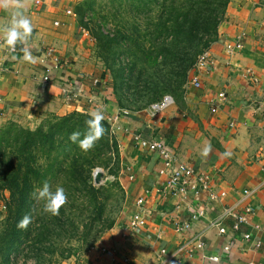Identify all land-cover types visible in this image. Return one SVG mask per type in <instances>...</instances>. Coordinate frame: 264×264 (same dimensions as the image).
<instances>
[{"label":"crops","instance_id":"1","mask_svg":"<svg viewBox=\"0 0 264 264\" xmlns=\"http://www.w3.org/2000/svg\"><path fill=\"white\" fill-rule=\"evenodd\" d=\"M83 1L32 0L26 15L33 33L15 52L0 34V128L16 123L34 129L51 115H90L98 108L108 122L118 116L112 132L119 146L124 212L95 248L61 264H264V0H230L206 66L190 73L180 100L169 95L174 104L157 117L148 108L122 113L95 40L78 22L75 9ZM10 19L9 11L0 10V25ZM238 43L241 49L227 52ZM24 47L36 63L23 60ZM195 79L200 87L193 85ZM137 136L163 141L180 163L206 173L210 191L190 194L185 202L171 195L159 173L161 160L142 149ZM209 144L212 151L204 157ZM226 151L230 157H224ZM2 205L0 200V216ZM247 207L254 211L249 223L234 232L226 210L242 213ZM197 212L204 217L194 220ZM136 213L144 227L132 230ZM186 223L191 230L177 233L176 224ZM215 223L225 225L227 233L221 235ZM198 239L204 248L190 255L187 250ZM106 250L115 251L116 258Z\"/></svg>","mask_w":264,"mask_h":264},{"label":"trees","instance_id":"2","mask_svg":"<svg viewBox=\"0 0 264 264\" xmlns=\"http://www.w3.org/2000/svg\"><path fill=\"white\" fill-rule=\"evenodd\" d=\"M229 3L84 0L75 12L95 40L120 108L141 111L167 95L182 93L199 59L218 41ZM88 119L90 115L74 112L51 115L34 129L16 123L0 128V264H20L22 258L24 264L68 260L115 227L121 207L114 204L113 191L124 189L118 180L96 187L93 173L100 167L118 179L119 146L105 119V134L91 150L84 152L78 142L72 143L73 132L83 139ZM45 182L52 191L59 186L67 194L58 216L45 213L44 201L33 195ZM25 215L31 223L26 230L18 229ZM73 242L81 247L76 249Z\"/></svg>","mask_w":264,"mask_h":264},{"label":"built area","instance_id":"3","mask_svg":"<svg viewBox=\"0 0 264 264\" xmlns=\"http://www.w3.org/2000/svg\"><path fill=\"white\" fill-rule=\"evenodd\" d=\"M36 4H40V1H37ZM228 53H233L235 49H241L242 46L240 43L237 45H228L227 47ZM11 52H15L16 48H11ZM54 51L50 50L48 53L52 54ZM208 56L207 54L202 56L199 59V62L197 64V67H205L207 63ZM44 81H49V73L46 74L44 77ZM97 84L98 81H95ZM193 85L195 87H200V82L195 79L193 80ZM224 94L219 95V99L223 100ZM174 104V99L167 95L162 100H160L157 103H154L148 107V113L152 117H157L161 114H163L165 111H167L172 105ZM218 111L217 107H214L212 109L213 113H216ZM122 113L124 115H128L129 112L126 110H122ZM118 116L112 117L109 119V123L111 124V129L114 128V125L117 123ZM113 133V132H112ZM136 142L139 144V146L142 149L148 150L151 153L156 154L159 159L162 162L163 167L160 169L159 173L161 176L167 178V185L168 189L171 195L175 197H180L183 202H185L190 194L194 195H200L201 193L209 192L210 191V177L204 173V172H197L194 167H192L189 164L186 163H180L174 154L169 150V148L166 146V144L163 141L160 140H147L142 138L141 136L136 137ZM245 195H249V191L244 192ZM213 196L211 197V200H213ZM143 199H139L138 205L141 207L143 204ZM4 210V207H3ZM253 209L251 207H247L244 209V212L237 213L230 211L229 209L226 210L227 215L233 219L234 224L232 226V230L234 232H238L241 229L242 225H247L250 221V218L253 214ZM204 217L203 212H197L193 213L192 218L194 220L200 219ZM216 227L219 230V233L221 235H224L227 233V229L225 225L221 223H215ZM129 227L132 230L141 229L144 227V221L142 219L141 213H136L133 217V219L129 223ZM256 229H260L258 226H256ZM191 230V224H176V231L179 234L187 233ZM244 238L246 240L250 239V235H245ZM194 242V248H189L187 252L190 255H193L196 251L202 250L204 248V243L200 239L193 240ZM186 250V249H185ZM106 254L112 258H116L115 251H105ZM165 251H162V254H165ZM128 260H125V263H127Z\"/></svg>","mask_w":264,"mask_h":264},{"label":"clouds","instance_id":"4","mask_svg":"<svg viewBox=\"0 0 264 264\" xmlns=\"http://www.w3.org/2000/svg\"><path fill=\"white\" fill-rule=\"evenodd\" d=\"M32 0H0V10L10 12V22L6 25H0V34L3 35L4 43L9 48H14L18 43L26 44L33 33V25L29 17L26 15L27 8L31 5ZM24 52L23 60L29 63H36L37 57L33 56L28 47L22 49ZM104 114L101 109L91 111L90 119L85 121L87 131L83 134V139H80V132H73L69 136L72 143H77L79 148L87 152L91 150L95 143L99 141L105 134V128L102 124ZM211 145L209 144L202 151V155L207 157L211 153ZM224 157H230L231 152L223 153ZM34 197L37 201H44L43 211L58 216L60 209L67 203V194L62 187L57 186L55 191H52L50 185L45 182L43 187L34 192ZM4 217L0 216V220ZM31 223V217L25 215L17 224V228L26 230ZM217 258L212 257L215 261ZM34 264V262H33Z\"/></svg>","mask_w":264,"mask_h":264},{"label":"rangeland","instance_id":"5","mask_svg":"<svg viewBox=\"0 0 264 264\" xmlns=\"http://www.w3.org/2000/svg\"><path fill=\"white\" fill-rule=\"evenodd\" d=\"M109 76L111 77V75L109 74ZM112 78V77H111ZM176 101H178V100H180V98H181V96H182V93H178V94H176V95H174V94H170ZM126 103V102H125ZM127 104V103H126ZM148 108V107H147ZM146 108V109H147ZM124 110H126V111H128V112H131V111H134V109L133 108H125ZM48 118V117H47ZM45 119V118H44ZM111 167H112V169H113V165H111ZM97 170H101L102 172H103V179H102V183H101V185H95V183H94V185L96 186V187H100V186H104V185H108V184H111V183H114V182H116V180H118V179H116V177H115V175H113V174H110L109 173V170L108 169H104V168H96L95 170H94V173L97 171ZM119 172H120V170H119ZM94 173H93V176H94ZM118 176H119V173H118ZM94 178V177H93ZM123 189V188H122ZM125 192V190H123L121 193H119L118 191H116V190H114L113 191V193H114V195L117 197V203H114L116 206H119V207H121V211H120V213H119V215H118V219H117V222H118V220L122 217V214H123V212H124V206H125V200H126V193H124ZM115 198V197H114ZM115 200V199H114ZM113 203V202H112ZM115 206V207H116ZM115 209V208H114ZM76 216H79L80 214L79 213H77V212H75L74 213ZM80 222V221H79ZM104 236V234L101 236V237H99L97 240H96V242L94 243V245H93V247H86V248H84V251H78L77 253L78 254H76L75 256H73L72 258H70V259H74V257H77V256H79V255H81L82 253H85L86 251H88V250H90V249H92V248H95V246L100 242V240L102 239V237ZM75 239H78V238H75ZM73 245L75 246V248L76 249H79V247H81L79 244H78V242H73ZM49 257V256H48ZM64 260L63 259H61V258H58V257H55L54 259H53V264H61L62 262H63ZM25 263V260H24V258H22L21 259V262H20V264H24Z\"/></svg>","mask_w":264,"mask_h":264},{"label":"water","instance_id":"6","mask_svg":"<svg viewBox=\"0 0 264 264\" xmlns=\"http://www.w3.org/2000/svg\"><path fill=\"white\" fill-rule=\"evenodd\" d=\"M103 172L101 170H97L94 173V183L95 185H101L103 179Z\"/></svg>","mask_w":264,"mask_h":264}]
</instances>
